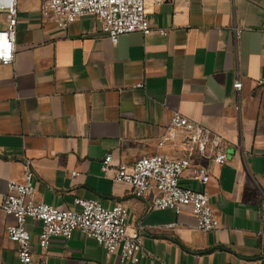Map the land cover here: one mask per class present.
<instances>
[{"label":"crops","instance_id":"0c3cea01","mask_svg":"<svg viewBox=\"0 0 264 264\" xmlns=\"http://www.w3.org/2000/svg\"><path fill=\"white\" fill-rule=\"evenodd\" d=\"M147 12L154 32L114 44L93 15L62 28L42 21L40 0L19 1L15 62L0 64V264H19L6 233L14 219L1 206L25 160L40 201L60 209H79V197L123 202L127 221L145 227L150 254L136 264H264V0L150 1ZM173 111L228 143V161L206 187L219 229H199L188 211H148L130 185L102 171L110 152L127 162L180 156L173 141L160 145ZM27 227L37 264H122L80 230L54 237L43 254L41 221L28 218Z\"/></svg>","mask_w":264,"mask_h":264},{"label":"built area","instance_id":"2783aa9c","mask_svg":"<svg viewBox=\"0 0 264 264\" xmlns=\"http://www.w3.org/2000/svg\"><path fill=\"white\" fill-rule=\"evenodd\" d=\"M19 1L0 0V64L15 62ZM150 1L160 5L164 0H40V11L42 21L62 28L93 15L99 19L102 31L117 44L122 35L154 32L147 12ZM240 30L241 27L235 25L236 35ZM159 32L168 33L166 29ZM136 87L145 88V82L137 83ZM234 88L241 97L243 81L239 77ZM236 108L240 109V104ZM168 141L178 145L180 156L144 155L127 162L116 159L110 152L102 161V171L114 182L130 185L135 197L148 201V211L172 209L178 214L188 211L196 218L199 229H219L221 220L206 187L213 178L214 166L228 161L226 139L204 124L173 111L160 145ZM35 176L31 161L25 160L22 178L9 181L1 206L2 211L14 219L7 225L6 233L17 244L19 264H37L41 258L37 259L33 251L28 218L42 223L38 242L43 254L47 253L54 237L70 240L80 230L95 239L107 256L119 254L122 264H136L140 258L149 256L144 247L145 227L141 221L133 225L127 221L128 208L123 202L106 207L98 200L79 197L75 200L79 209H60L38 200ZM183 178L197 180L203 188L184 185Z\"/></svg>","mask_w":264,"mask_h":264}]
</instances>
